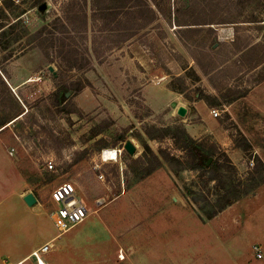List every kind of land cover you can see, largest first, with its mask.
<instances>
[{"label":"rangeland","instance_id":"1","mask_svg":"<svg viewBox=\"0 0 264 264\" xmlns=\"http://www.w3.org/2000/svg\"><path fill=\"white\" fill-rule=\"evenodd\" d=\"M0 129V197L68 182L91 208L56 264H264V0H0Z\"/></svg>","mask_w":264,"mask_h":264},{"label":"crops","instance_id":"2","mask_svg":"<svg viewBox=\"0 0 264 264\" xmlns=\"http://www.w3.org/2000/svg\"><path fill=\"white\" fill-rule=\"evenodd\" d=\"M28 190L18 187L0 197V264H34L33 249L51 245L41 258L48 264H56V255L49 254L58 231L53 221V207L33 194V205H27L24 197ZM253 239L261 244L264 256V203L252 212ZM65 260V258H64Z\"/></svg>","mask_w":264,"mask_h":264},{"label":"built area","instance_id":"3","mask_svg":"<svg viewBox=\"0 0 264 264\" xmlns=\"http://www.w3.org/2000/svg\"><path fill=\"white\" fill-rule=\"evenodd\" d=\"M211 114L213 117L218 116V112L214 109L211 110ZM9 153L12 155L13 151L11 150ZM47 168L49 170L54 169V165L51 161H48ZM49 197L53 207L54 225L59 233H64L78 225L86 219L91 212V208L79 194L75 185L71 183L64 182L54 186ZM50 246L49 244L42 245L37 249V252L40 255V253L46 252ZM254 252L258 258L261 257L260 249L255 247ZM33 258L36 264H39L38 255L35 254ZM45 264L48 263L45 262Z\"/></svg>","mask_w":264,"mask_h":264},{"label":"trees","instance_id":"4","mask_svg":"<svg viewBox=\"0 0 264 264\" xmlns=\"http://www.w3.org/2000/svg\"><path fill=\"white\" fill-rule=\"evenodd\" d=\"M201 98L200 96L198 99ZM21 113L16 114V116H19ZM16 116H13V118L6 120L4 123H8L11 120H14ZM16 120H14L15 122ZM4 124V125H5ZM6 128V127H5ZM4 129V128H3ZM148 134V133H147ZM186 145L185 148L189 150L192 161H191V166H189L190 169L192 170H200V169H207L210 172H212L211 179H216L218 176H220L219 170L221 169L222 165L219 164L218 159L214 158L216 154V146L214 144H209L208 146L205 145V143H202V141H194L191 139L189 136L186 135ZM202 154H206V161L204 163L200 162V157H202ZM162 157L168 161V157H166L162 152H161ZM211 159L212 161L207 162L208 159ZM206 163V164H205ZM252 176V187L244 191L245 194L248 192L253 191L255 188H257L261 183L264 182V163L259 161L257 165L254 166L251 172ZM239 197H235L236 199ZM230 204V201H226L222 205L219 206V208L224 209L225 206H228ZM214 213H209L208 217L213 216Z\"/></svg>","mask_w":264,"mask_h":264},{"label":"water","instance_id":"5","mask_svg":"<svg viewBox=\"0 0 264 264\" xmlns=\"http://www.w3.org/2000/svg\"><path fill=\"white\" fill-rule=\"evenodd\" d=\"M41 9L42 10H44L45 9V4H42L41 5ZM185 112H186V109L184 108V107H179L178 108V111H177V113L180 115V116H183V115H185ZM12 122H13V120H12ZM7 126V125H6ZM5 126V127H6ZM5 127H3V128H5ZM2 128V129H3ZM2 129H0V130H2ZM125 149L129 152V153H133V151H134V147L131 145V143H126L125 144ZM24 200H25V202L27 203V205H33L34 203H35V201H36V199L34 198V196L31 194V193H29V194H27L25 197H24Z\"/></svg>","mask_w":264,"mask_h":264},{"label":"bare ground","instance_id":"6","mask_svg":"<svg viewBox=\"0 0 264 264\" xmlns=\"http://www.w3.org/2000/svg\"><path fill=\"white\" fill-rule=\"evenodd\" d=\"M101 157H102L103 160H115V158L117 157V156H116V151H115V150H104V151L102 152ZM35 254H37L38 257H39V264H45V261H42L41 256H40L39 253L37 252V249L34 250V251L31 253V256L33 257Z\"/></svg>","mask_w":264,"mask_h":264}]
</instances>
